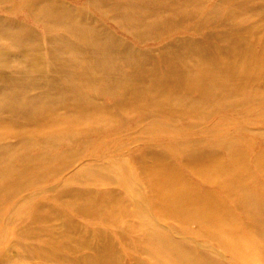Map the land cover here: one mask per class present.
<instances>
[{"label":"rangeland","instance_id":"374dc122","mask_svg":"<svg viewBox=\"0 0 264 264\" xmlns=\"http://www.w3.org/2000/svg\"><path fill=\"white\" fill-rule=\"evenodd\" d=\"M20 1H0L4 26L15 21L25 29L21 46L0 40V264H35L24 250L45 243L37 240L44 221L87 231L98 247L107 240L109 260L123 264L132 258L154 264L141 255L148 232L184 244L210 264H264V0H31L73 9L75 21L96 20L102 33L120 41L123 56L96 58L122 69L119 93L134 91L120 112L109 96L87 91L102 106L76 119L58 104L63 95L71 99L72 87L56 90L54 82L55 110L37 124L26 116L24 98L49 92L59 57ZM233 45L229 57L225 49ZM78 47L90 52L85 43ZM170 53L171 62L201 68L169 72L164 55ZM139 62L141 75L133 71ZM21 63L35 70V78L22 77L25 89L13 83L20 75L12 67ZM30 81L44 86L31 90ZM150 94L156 106L147 105ZM6 164L9 171L1 173ZM171 188L196 193L188 217L163 216ZM204 210L197 224L185 221Z\"/></svg>","mask_w":264,"mask_h":264},{"label":"bare ground","instance_id":"6f19581e","mask_svg":"<svg viewBox=\"0 0 264 264\" xmlns=\"http://www.w3.org/2000/svg\"><path fill=\"white\" fill-rule=\"evenodd\" d=\"M0 1L9 2V0ZM30 1L31 0H21L18 3L20 5L19 9L24 10L23 8H26V16L33 20L36 25H41L43 27V30L47 35L45 42L54 44L52 47L54 49L50 50V53L53 57L58 56L59 59L54 60L52 63L53 75L56 77L51 81V83L48 84L47 82L49 92L43 94L38 93L34 97L24 98L26 105H28L24 107L26 116L34 124L47 120L51 112L55 110L51 107L52 105L49 102V100L52 98V89L55 88L54 82L56 83V90L59 88L62 89L67 85L72 87L71 99H68L63 95L58 104L66 110L70 109V111H72L73 115L75 116L74 118L76 119L87 116L88 114L86 112L88 109L92 108L91 106L98 107L96 109H100L102 106L89 97L88 94H86V92L90 90L95 92L97 96L102 94L109 96L113 100V109H116L120 112L118 107L125 104L126 102H129V100H133L134 91L133 89H130V94L128 95H125L124 92L119 93V91L122 89V84L120 81V77L123 75L122 69L112 63H102L96 58L97 54L104 52L123 56L124 53H121L122 44L120 41L115 40L108 33H102L100 28H97L98 24L96 20L91 21L92 25H84L75 21L77 13L74 12L73 9L63 5L51 6L43 3L34 6L30 3ZM156 5H158L157 0ZM4 12L11 13L12 8H6L4 9ZM97 13L102 16L104 14V12L100 10H97ZM16 14H18V11ZM4 24L5 21L0 18V40L8 41L9 43L11 42L13 45L16 44L17 46H21V44L25 43V38L21 35L23 32H25V29L22 25L15 21L11 22L10 27L4 26ZM78 29H80V31L83 33L78 34L77 38H75L76 40L72 41L71 38L74 36V34H76ZM55 31L62 33L58 36L54 35L51 37L50 34ZM40 39H42V37ZM185 42L186 39L176 41V43H180L179 45ZM81 43H85L88 46L90 51L89 53H81L82 51H80V48L78 47L81 45ZM234 48L236 47L233 45L225 49V52L226 54H229V57L235 56L237 49ZM171 53L164 55V57H166L165 63L167 66L169 65V72H173L172 70L176 69L177 67L182 69V67L185 68L196 65V67L201 68L200 63H190L185 60L171 62V58L173 56ZM188 53L193 52L188 51ZM185 56L188 57L187 53ZM242 57L244 56L239 54L235 59L237 62H239L241 61ZM237 62H235V64ZM231 64L234 65L233 62ZM213 65L215 66V64ZM219 65H221V63ZM12 69H14V72L17 70V74L20 75L13 81L18 89H22V86L24 89L27 88V86L23 85L24 79L22 77L30 75V77L35 78V70L33 68L26 67L23 63L13 66ZM133 71L136 74L141 75L140 62L139 64L136 63L134 65ZM199 71L200 70L196 71V73H199ZM181 72L185 71L182 69ZM146 73L150 72L146 69L144 74ZM170 77L174 76L171 75ZM131 80V77L124 79L126 83ZM56 81H58L60 84H58ZM29 84L31 90L36 91L44 86L37 85V83L33 81ZM30 87H28L29 90ZM10 92L11 91H8V93ZM4 94L5 91L0 92V96H3ZM11 94L15 97L12 92ZM149 96L151 97H149L150 100L148 101L147 105L149 103H155L154 105L156 106L157 102L152 99L153 94H150ZM202 96L208 98L210 96V89H208L206 94H202ZM180 101L182 102L184 100ZM135 102L142 106L145 105L143 98L139 96H136ZM55 104L56 103H54V105ZM105 110L110 112V110L107 108ZM49 126L52 128L56 125H53V122L51 121ZM48 133L49 132H46L43 135H47ZM6 171H9L7 164L3 166L1 173L5 174ZM164 188H167L165 184L163 185V189ZM165 194L166 201L163 202L165 215L163 216L166 218L172 215L177 217L179 212H182L185 217L189 216V208L195 205V199L197 198L195 192H185L171 188L168 189ZM206 212H208V210L198 212L194 217L185 218V221L194 222L197 224L201 213L206 214ZM185 221L183 222L180 220V222H182L181 224L183 225L182 232L186 234L187 229L184 226ZM41 224L45 226L43 230H40V232L44 234L42 236L38 235L40 238L37 240L45 239V243L35 244V247L32 248L30 246L25 247V250H23H28V252H26L27 261L29 260L35 264H123V258L120 260H109L110 257L107 252L111 249V246L107 240L100 239V244L98 247L93 244L92 238H90V235H88L87 231H81L79 228H76L71 224H61L56 227L49 225L50 223L47 221H44ZM51 227H53V229L48 231L47 229ZM143 239L145 249H141V255L148 258L150 257L149 259L153 258L151 260L154 262V264H210V262L207 261L204 256L200 255L198 257L194 251L184 248L182 246L184 244L182 243L175 244L169 239L168 242L165 241L157 232H148L144 235ZM131 262L132 264H145L143 261L137 258H132Z\"/></svg>","mask_w":264,"mask_h":264}]
</instances>
